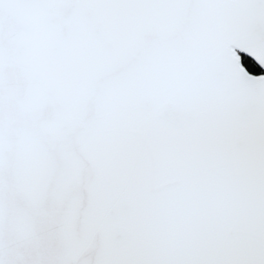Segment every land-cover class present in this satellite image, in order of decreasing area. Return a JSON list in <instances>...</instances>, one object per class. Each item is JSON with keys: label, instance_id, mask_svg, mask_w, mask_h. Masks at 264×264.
Wrapping results in <instances>:
<instances>
[{"label": "snow or ice", "instance_id": "obj_1", "mask_svg": "<svg viewBox=\"0 0 264 264\" xmlns=\"http://www.w3.org/2000/svg\"><path fill=\"white\" fill-rule=\"evenodd\" d=\"M0 264H264V0H0Z\"/></svg>", "mask_w": 264, "mask_h": 264}]
</instances>
